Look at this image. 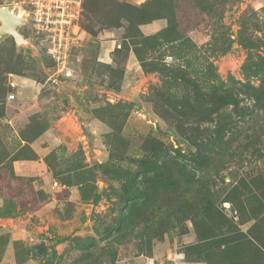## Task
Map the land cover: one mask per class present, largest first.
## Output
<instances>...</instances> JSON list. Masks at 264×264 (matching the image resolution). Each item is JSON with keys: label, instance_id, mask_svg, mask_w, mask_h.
Returning a JSON list of instances; mask_svg holds the SVG:
<instances>
[{"label": "rangeland", "instance_id": "374dc122", "mask_svg": "<svg viewBox=\"0 0 264 264\" xmlns=\"http://www.w3.org/2000/svg\"><path fill=\"white\" fill-rule=\"evenodd\" d=\"M81 26L64 64L29 23L0 46V264H264V0H85Z\"/></svg>", "mask_w": 264, "mask_h": 264}, {"label": "built area", "instance_id": "2783aa9c", "mask_svg": "<svg viewBox=\"0 0 264 264\" xmlns=\"http://www.w3.org/2000/svg\"><path fill=\"white\" fill-rule=\"evenodd\" d=\"M34 32L45 37L49 55L66 63L82 41L84 0H15ZM15 96H10L13 100ZM57 186V183H54Z\"/></svg>", "mask_w": 264, "mask_h": 264}, {"label": "water", "instance_id": "95a60500", "mask_svg": "<svg viewBox=\"0 0 264 264\" xmlns=\"http://www.w3.org/2000/svg\"><path fill=\"white\" fill-rule=\"evenodd\" d=\"M28 23L26 17L19 18L10 6H0V46L9 38H13L18 50L25 52L35 50L29 40L20 34V29Z\"/></svg>", "mask_w": 264, "mask_h": 264}, {"label": "crops", "instance_id": "0c3cea01", "mask_svg": "<svg viewBox=\"0 0 264 264\" xmlns=\"http://www.w3.org/2000/svg\"><path fill=\"white\" fill-rule=\"evenodd\" d=\"M29 81H22L23 84H25L26 86H29ZM25 105H27V103H25ZM28 111L27 110H24L21 112V119H24V117H29L31 114L30 112L32 113L36 108L34 105L32 106H28ZM25 108V109H26ZM73 115L74 113H72V115H68V116H65V118H63L61 121H62V124L66 127V130L67 132H71V133H75V134H78L76 133V129L74 127H72V124L74 125V121H73ZM67 117V118H66ZM74 118H76V116L74 115ZM44 140L46 142V146H44V149H41L40 148V145L39 144H34L33 143V148L36 150V154L40 157V160L43 159L44 155L46 152H49L50 149H54V146H55V138L53 136V133L51 131L48 132L47 135H45L44 137ZM47 147V148H46ZM40 160L36 161V162H16V164H19V168H20V173H23V174H33L34 175V172L37 171V169L40 168Z\"/></svg>", "mask_w": 264, "mask_h": 264}, {"label": "trees", "instance_id": "16d2710c", "mask_svg": "<svg viewBox=\"0 0 264 264\" xmlns=\"http://www.w3.org/2000/svg\"><path fill=\"white\" fill-rule=\"evenodd\" d=\"M84 5H85V0H84V4H83V13H84ZM81 25H82V21H81ZM260 199H263V203H264V190L262 193H260L259 195ZM217 237H214L213 239H216ZM221 239H223V244L225 247H239L240 243H242L241 241H239L240 239L238 238H231V236H221ZM262 249H264V247L262 246Z\"/></svg>", "mask_w": 264, "mask_h": 264}, {"label": "bare ground", "instance_id": "6f19581e", "mask_svg": "<svg viewBox=\"0 0 264 264\" xmlns=\"http://www.w3.org/2000/svg\"><path fill=\"white\" fill-rule=\"evenodd\" d=\"M18 16L19 18H24V12H19Z\"/></svg>", "mask_w": 264, "mask_h": 264}]
</instances>
